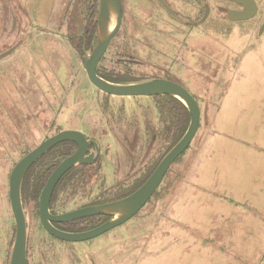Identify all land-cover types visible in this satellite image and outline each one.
<instances>
[{"label":"rangeland","instance_id":"obj_1","mask_svg":"<svg viewBox=\"0 0 264 264\" xmlns=\"http://www.w3.org/2000/svg\"><path fill=\"white\" fill-rule=\"evenodd\" d=\"M165 1L178 20L157 0H120L123 23L97 71L111 83L184 87L201 110L192 144L134 219L86 243L61 242L40 221L48 179L77 150L55 147L24 184L28 264H264V0L244 22L228 19L230 1ZM204 7L203 24H186ZM99 15V0H0V56L10 53L0 59V264L16 235L10 175L43 141L79 131L100 150L60 181L50 212L62 215L136 192L189 127L175 98L115 97L91 84L84 50ZM105 219L54 226L78 233Z\"/></svg>","mask_w":264,"mask_h":264},{"label":"water","instance_id":"obj_2","mask_svg":"<svg viewBox=\"0 0 264 264\" xmlns=\"http://www.w3.org/2000/svg\"><path fill=\"white\" fill-rule=\"evenodd\" d=\"M243 7L242 11H229L228 19L232 22L252 20L258 14L256 0H225ZM169 15L176 18L163 0H158ZM100 15L97 32L90 51L84 50V68L91 84L101 92L115 97H171L180 100L190 115L189 127L177 145L163 158L149 179L133 194L117 201L77 209L62 215H52L50 206L54 192L64 176L78 165H93L99 156L98 144L79 131H62L43 141L36 149L22 158L14 167L9 179V198L12 213L16 222L14 246L9 264H28L27 257V221L22 203L23 181L44 156L63 143H75L76 152L62 161L48 179L42 191L39 203V216L42 227L53 238L66 243H86L98 239L107 233L122 227L134 219L150 202L158 191L172 165L189 149L200 126L201 110L194 97L176 82L164 79H152L134 84H115L98 75V66L104 58L112 40L117 36L123 23V11L120 0H99ZM204 17L193 25L203 24L209 17L210 9L206 7ZM112 22L115 23L110 30ZM83 33V32H80ZM264 33V24L259 37ZM6 53L0 59L9 55ZM94 147L95 152H89ZM104 217L109 219L102 225L84 232L70 233L57 229L55 224H71L76 221Z\"/></svg>","mask_w":264,"mask_h":264},{"label":"flooded vegetation","instance_id":"obj_3","mask_svg":"<svg viewBox=\"0 0 264 264\" xmlns=\"http://www.w3.org/2000/svg\"><path fill=\"white\" fill-rule=\"evenodd\" d=\"M164 2H165V4L168 6V4L166 3V1L165 0H163ZM157 2H158V0H157ZM121 3V2H120ZM158 4L160 5V3L158 2ZM233 4H235L236 6H237V9H235V11H242L243 10V7H241L240 5H238V4H236V3H233ZM161 6V5H160ZM122 7V6H121ZM162 7V6H161ZM169 7V6H168ZM170 8V7H169ZM162 9H164L163 7H162ZM171 9V8H170ZM206 7H204V12H203V14H202V18L204 17V15H205V12H206ZM210 9V8H209ZM164 11L167 13V11L164 9ZM171 11L173 12V10L171 9ZM174 13V12H173ZM210 13H211V11H210ZM168 14V13H167ZM169 15V14H168ZM174 15L176 16V18H173L171 15H169L170 17H172L173 19H175V20H178V16L174 13ZM209 16H210V14H209ZM202 20V19H201ZM201 20H199L198 22H200ZM186 24H191V26L193 27V25H192V23H186ZM197 24V23H196ZM86 38H87V40H90V39H88L89 38V33L88 32H86ZM85 45H86V42H85ZM87 46V45H86ZM105 184V182H103V185ZM109 219H105V221L103 222V223H105V222H107ZM102 223V224H103ZM101 224V225H102ZM100 226V225H99ZM98 227V226H97Z\"/></svg>","mask_w":264,"mask_h":264},{"label":"trees","instance_id":"obj_4","mask_svg":"<svg viewBox=\"0 0 264 264\" xmlns=\"http://www.w3.org/2000/svg\"><path fill=\"white\" fill-rule=\"evenodd\" d=\"M88 33H90V32H88ZM98 72V71H97ZM98 75L101 77V78H103L104 80H107V81H109L106 77H105V75H101L100 73H98ZM114 83V82H113ZM115 84H119V83H115ZM168 98H171V97H168ZM187 114V117H188V120H187V122H189V124H190V115H189V112H187L186 113ZM63 144H65V143H63ZM49 156V153L46 155V156H44L40 161H42L43 159H46L47 157ZM32 169H33V167L31 168V170L28 172V174L26 175V177H25V179H24V181H23V185H22V193H23V189H24V184H25V181H26V179H27V177H28V175L30 174V172L32 171ZM68 174V173H67ZM66 174V175H67ZM65 175V176H66ZM59 185V184H58ZM58 187V186H57ZM57 189V188H56ZM56 191V190H55ZM54 194H55V192H54ZM53 197H54V195H53ZM53 197H52V200H53ZM51 203H52V201H51ZM107 219V218H106Z\"/></svg>","mask_w":264,"mask_h":264},{"label":"bare ground","instance_id":"obj_5","mask_svg":"<svg viewBox=\"0 0 264 264\" xmlns=\"http://www.w3.org/2000/svg\"><path fill=\"white\" fill-rule=\"evenodd\" d=\"M233 3V2H232ZM112 24H113V22H112ZM112 28H114V25H113V27ZM111 29V28H110ZM178 101H180V100H178ZM181 102V101H180ZM182 103V102H181ZM183 104V103H182ZM184 105V104H183Z\"/></svg>","mask_w":264,"mask_h":264}]
</instances>
